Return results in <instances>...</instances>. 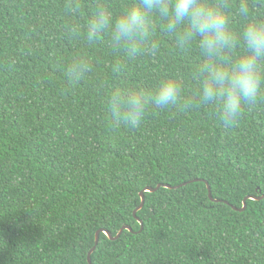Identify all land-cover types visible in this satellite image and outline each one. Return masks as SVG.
Here are the masks:
<instances>
[{
    "label": "trees",
    "instance_id": "16d2710c",
    "mask_svg": "<svg viewBox=\"0 0 264 264\" xmlns=\"http://www.w3.org/2000/svg\"><path fill=\"white\" fill-rule=\"evenodd\" d=\"M106 2L118 12L136 0ZM75 3L0 0V264H90L98 231L125 226L115 241L100 234L92 264H264V199L232 208L264 196V101L230 128L195 105H149L137 128L115 122L113 91L174 78L194 94L201 57L159 32V50L135 58L91 44L68 31L87 19ZM248 3L264 18V0ZM81 58L90 70L67 79ZM160 184L182 187L145 194L141 231V192Z\"/></svg>",
    "mask_w": 264,
    "mask_h": 264
},
{
    "label": "clouds",
    "instance_id": "9594fccd",
    "mask_svg": "<svg viewBox=\"0 0 264 264\" xmlns=\"http://www.w3.org/2000/svg\"><path fill=\"white\" fill-rule=\"evenodd\" d=\"M70 12H87L86 21L68 25L71 35L91 44L107 39L114 52L130 58L155 54L160 48L157 32L172 39L181 51L198 50L201 61L192 72L195 92L184 95L183 83L163 78L152 89L115 90L107 107L115 122L137 128L149 105L170 107L209 106L225 128L237 124L245 109L264 101V18L253 14L248 0L232 12L231 0H136L118 12L106 0H76ZM232 16L243 23L234 29ZM242 45V47H241ZM90 70L86 58L69 63L64 75L79 81Z\"/></svg>",
    "mask_w": 264,
    "mask_h": 264
},
{
    "label": "water",
    "instance_id": "95a60500",
    "mask_svg": "<svg viewBox=\"0 0 264 264\" xmlns=\"http://www.w3.org/2000/svg\"><path fill=\"white\" fill-rule=\"evenodd\" d=\"M196 181H203V180H196ZM205 183L207 184L208 191H209V197L211 198V200H212L213 202H216V203L221 202V200H218V199H214V198H213V195H212V189H211L209 183H208V182H205ZM184 185H185V184H184ZM162 187H164V188H169V189H178V188L182 187V185H180V186H176V187H172V186L167 185V184H164V185H163V184H160V185H158V186L155 187V188H154V187H147V188H145V189L141 192L142 203H141V205H140V206L135 210V212H134V215H135L136 219H137V220L139 221V223L141 224V231L144 229V223H143L142 220L139 219V217L137 216V214H138L139 211H141V210L143 209V207H144V205H145V201H146V200H145V194H146V193H155V192L159 191ZM262 199H264V196H260V197H258V196H247V197L245 198V200H244V206H243V208L239 209V208H237V207H235V206H232V208H233L234 210H236V211H241V212H243V211H245L246 208H247V200H262ZM225 203H226L227 205H229L228 202H225ZM125 230H128V231H130V232H133V229H132L131 227H129V226H125V227H123V228L120 230V232L117 234V236H113L111 232H108V231H106V230H100V231H98V233L96 234L95 246L92 248V250H91L90 253H89V257H88V261H89V263L92 264L91 256H92V254L95 252L97 246L99 245V242H100V234H101L102 232H103L104 234H106V235L108 236L109 239L115 241V240H118V239L121 237V235L123 234V232H124Z\"/></svg>",
    "mask_w": 264,
    "mask_h": 264
}]
</instances>
